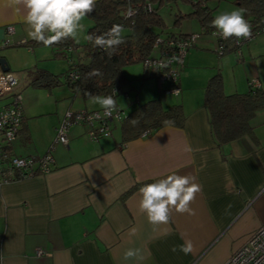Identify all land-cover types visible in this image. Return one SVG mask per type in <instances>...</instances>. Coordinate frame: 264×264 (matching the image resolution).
<instances>
[{"label": "crops", "instance_id": "crops-1", "mask_svg": "<svg viewBox=\"0 0 264 264\" xmlns=\"http://www.w3.org/2000/svg\"><path fill=\"white\" fill-rule=\"evenodd\" d=\"M25 15L23 6L0 0V28L5 30L0 56L17 77L14 91L22 109L19 132L8 146L20 157L50 151L53 160L45 174L0 183V264H223L264 223V110L250 120L255 140L242 136L216 145L204 90L216 73L225 94L246 92L253 79L264 88V32L223 53L217 51L218 42L201 38L200 47L195 42L185 53L175 83L178 94L167 91L174 84L156 78L134 97L128 93L131 86H122L116 95L120 116L110 121L109 133L90 139L86 124H74L64 145L54 140L64 112L102 107L64 87L29 89L36 67L22 72V57L11 59L3 50L26 46L34 52L26 45L33 39ZM81 24L77 43L86 41L89 19ZM145 70V76H154ZM151 99L164 107L180 104L182 127L164 126L123 140L121 120ZM9 101L0 98V108ZM174 172L191 175L200 186L190 203L195 214L173 210L167 225L153 226L139 209L138 190ZM189 240L191 253L172 251ZM128 248L141 249L144 258L125 261ZM38 250L43 255L37 256Z\"/></svg>", "mask_w": 264, "mask_h": 264}, {"label": "trees", "instance_id": "trees-1", "mask_svg": "<svg viewBox=\"0 0 264 264\" xmlns=\"http://www.w3.org/2000/svg\"><path fill=\"white\" fill-rule=\"evenodd\" d=\"M167 1L170 0H96L94 11L86 16L90 22L86 41L77 43L68 38L51 46L54 57H62L68 62L64 81L62 82L60 76L53 72L36 68L35 75L28 85L50 90L64 83L69 92L79 94L83 100L92 96L108 95L116 100L120 87L127 82L123 72L124 66L142 62L144 58L152 56L153 42L162 33L163 37H181L189 34L165 30V23L157 7ZM186 1L191 3L192 10L187 13L179 12L175 23L179 24L181 18H195L202 32L216 31L211 24L214 17L206 0ZM237 2L243 10L245 19L251 25V35L264 32V0ZM130 8L135 10V14L129 17L127 12ZM115 24L123 26L122 36L125 42L111 54L103 48L94 46L87 39L89 35L96 37L105 34ZM234 39L235 37L229 38V43ZM38 44L42 43L35 40L26 42L29 46ZM94 69H98L102 75L90 76L89 73ZM72 73L73 76L70 75ZM204 106L216 145L242 136H249L255 140L250 120L257 112L264 110V88L249 86L246 92L225 94L221 75L216 73L206 84ZM165 121L171 123L166 124ZM183 122L184 114L180 104L164 107L158 99H151L137 104L126 114L121 120L120 131L123 140H130L156 128L182 127ZM3 151L14 155L8 144L3 146Z\"/></svg>", "mask_w": 264, "mask_h": 264}, {"label": "clouds", "instance_id": "clouds-1", "mask_svg": "<svg viewBox=\"0 0 264 264\" xmlns=\"http://www.w3.org/2000/svg\"><path fill=\"white\" fill-rule=\"evenodd\" d=\"M13 3L23 6L26 11L24 22L28 26V35L45 47H50L68 38L77 40L78 32L84 27L81 21L94 11L96 0H13ZM134 14L135 10L131 8L127 12L129 17ZM211 24L217 30L214 35L224 39L231 37L241 39L251 36V25L245 19L243 10L219 14ZM122 32L123 26L115 24L105 34L96 37L89 35L87 39L94 46L103 48L111 54L125 42ZM89 75L100 76L102 73L94 69ZM89 95L91 96L90 93ZM91 98L104 109L105 116H111L117 108L116 100L111 95ZM165 123L171 122L165 121ZM22 163L18 162V166ZM200 190V186L194 182V177L174 172L162 179L145 184L138 190L139 209L153 226L167 225L173 210L181 214H195L190 208V203ZM135 231V229L132 230L133 235ZM177 248L187 255L192 252L193 245L189 240L182 245L173 246L172 251H176ZM143 258L142 250L139 248H128L123 254L125 261L130 259L139 261Z\"/></svg>", "mask_w": 264, "mask_h": 264}, {"label": "built area", "instance_id": "built-area-1", "mask_svg": "<svg viewBox=\"0 0 264 264\" xmlns=\"http://www.w3.org/2000/svg\"><path fill=\"white\" fill-rule=\"evenodd\" d=\"M216 31H213L214 34ZM218 42V53H223L229 47H238L251 39L235 38L232 43L219 35H215ZM198 37L197 33H189L179 37H157L153 42L152 56L143 59L144 67L154 74L160 83L174 84L167 90L178 94L179 88L175 84L178 80L179 70L182 67L186 51L192 47ZM73 76L74 74H70ZM17 77L9 71L0 68V98L8 97L9 103L0 108V183H6L36 174H45L51 170L52 155L50 151L40 156H14L3 151V146L13 141L18 133L22 121L21 96L14 91ZM249 86L260 87L259 81L253 79ZM119 109L116 108L111 116L104 115V109H67L55 129V141L67 145V131L71 125L86 124L90 139H97L107 135L110 131V121L119 117ZM146 134V132L142 133ZM18 162H23L18 166ZM36 255H43L41 250ZM223 264H264V223L258 226L248 236L247 240L235 250Z\"/></svg>", "mask_w": 264, "mask_h": 264}, {"label": "rangeland", "instance_id": "rangeland-1", "mask_svg": "<svg viewBox=\"0 0 264 264\" xmlns=\"http://www.w3.org/2000/svg\"><path fill=\"white\" fill-rule=\"evenodd\" d=\"M206 3L211 8V12L214 18L217 15L225 12L230 13L232 11L241 10V7L237 4V0H206ZM191 10H192V5L190 2H187L186 0H170L157 7V11L161 15L165 23V30L173 31L175 33H178L180 31L187 33L188 32L197 33L198 37L195 41L196 42L195 44H198L199 47H200L199 40L201 38H210L216 44L217 37L214 34L212 35L211 33L209 34L202 32L198 24V21L195 18L185 17L180 19L179 24L175 23L176 15L179 12L187 13L190 12ZM163 36L164 33L161 34V37ZM41 49H48V52L42 53L40 52ZM3 50L9 52L7 54L11 59H18L22 57V72H24L25 68L35 66L36 68L46 69L50 72L59 75L62 82L64 81V74L66 69L68 68V62L66 59L62 57H54L53 49H51V46L45 47L43 44L34 45V52L28 51L26 46H22V48L18 46L5 47L3 48ZM145 69L146 68L144 67L142 62H135L123 67L126 76H128L127 82L123 84V88H130V86L133 88L128 90L130 97H134L136 91H141L144 83L146 84L147 81L152 80L156 84L157 80L155 81L156 78L155 76L149 77L144 75L146 71ZM58 87H64L65 89H67L64 83L62 85H59ZM27 88H25V90ZM29 89H34V88L32 86H29ZM161 90L165 92V90L163 89ZM23 91L24 89L22 90V97H23ZM118 97L120 98V96Z\"/></svg>", "mask_w": 264, "mask_h": 264}, {"label": "water", "instance_id": "water-1", "mask_svg": "<svg viewBox=\"0 0 264 264\" xmlns=\"http://www.w3.org/2000/svg\"><path fill=\"white\" fill-rule=\"evenodd\" d=\"M4 34H5V30L4 28H0V41L3 40L4 38ZM0 68L3 70V71H8L9 67H8V62L6 60L5 57L3 56H0Z\"/></svg>", "mask_w": 264, "mask_h": 264}]
</instances>
